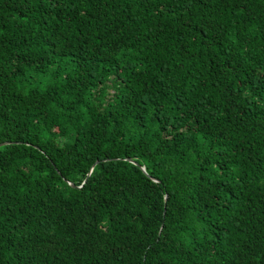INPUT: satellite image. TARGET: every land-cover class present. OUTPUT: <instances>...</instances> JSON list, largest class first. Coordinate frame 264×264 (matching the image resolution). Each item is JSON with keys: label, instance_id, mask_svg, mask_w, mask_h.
Returning <instances> with one entry per match:
<instances>
[{"label": "trees", "instance_id": "1", "mask_svg": "<svg viewBox=\"0 0 264 264\" xmlns=\"http://www.w3.org/2000/svg\"><path fill=\"white\" fill-rule=\"evenodd\" d=\"M5 142L0 264H264V0H0Z\"/></svg>", "mask_w": 264, "mask_h": 264}, {"label": "water", "instance_id": "2", "mask_svg": "<svg viewBox=\"0 0 264 264\" xmlns=\"http://www.w3.org/2000/svg\"><path fill=\"white\" fill-rule=\"evenodd\" d=\"M7 143H8V142L0 143V146L5 145V144H7ZM129 160H130V161H133L132 159H129ZM98 162H99V161H97V163H98ZM97 163H95V164L93 165V167H92V169H91L89 175L92 173V170H93V168L95 167V165H96ZM135 163H136V162H135ZM143 170L146 171L145 167H143ZM71 184L74 185L73 183H71Z\"/></svg>", "mask_w": 264, "mask_h": 264}]
</instances>
